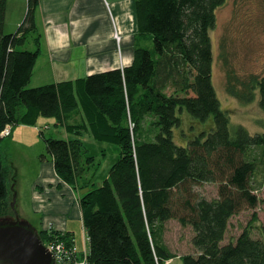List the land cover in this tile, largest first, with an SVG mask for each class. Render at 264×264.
Instances as JSON below:
<instances>
[{
	"label": "trees",
	"instance_id": "trees-1",
	"mask_svg": "<svg viewBox=\"0 0 264 264\" xmlns=\"http://www.w3.org/2000/svg\"><path fill=\"white\" fill-rule=\"evenodd\" d=\"M225 3L137 0L133 65L30 88L41 50L39 0H28L16 33L5 32L8 0H0V212L9 198L1 133L7 126L36 127L45 117L63 127L67 138L41 131L46 151L40 160L51 162L64 183L83 190L90 264L174 260L164 241L174 220L192 230L195 253L181 257L183 264H264V225L250 223L237 239L227 240L231 219L261 203L264 131L234 125L213 81L211 32ZM31 33L34 50L28 49ZM228 92L245 105L258 101L264 111V78L230 73ZM85 137L113 149L107 175H100L98 156ZM208 183L218 185L214 198L199 191ZM252 218L258 221V214ZM42 234L55 236L68 252L77 248L73 231Z\"/></svg>",
	"mask_w": 264,
	"mask_h": 264
},
{
	"label": "rangeland",
	"instance_id": "rangeland-1",
	"mask_svg": "<svg viewBox=\"0 0 264 264\" xmlns=\"http://www.w3.org/2000/svg\"><path fill=\"white\" fill-rule=\"evenodd\" d=\"M12 4L14 5L7 8L5 23L7 33H16L26 16V14L23 16V11L26 9L23 2ZM30 36L28 49L34 50L36 35L31 33ZM211 38L214 53L213 81L223 108L230 112L234 125H242L251 133L263 132L264 111L259 102L245 105L231 96L228 92V79L230 73L243 78L252 75L264 78V0H226V3L217 11V25L211 32ZM119 40L117 35V41ZM45 76L36 72L29 87L51 84L52 82L48 81L49 79ZM20 113L21 109L18 108L16 114L20 115ZM41 131H44L48 138H67L63 127L56 126L54 119L45 117L39 120L36 127L19 125L11 127L8 135H3L6 138L2 151L7 159L9 198L0 212V221L7 217V220H21L30 223L39 231L42 240L48 241L46 246L58 245L55 236L48 238L42 232L59 230L58 225L66 224L68 229L75 234L77 248L71 252L62 248L59 256L64 261L61 264H90L86 251V232L81 217L80 200L83 190L79 187L78 189L72 188L69 185L72 189L67 188V194L64 195L65 187L62 180L59 186L56 183L50 191L44 190L46 194L40 187H37L42 186L41 178L49 179L50 171L54 170L53 166L49 169L48 164L45 165L40 160V156L46 151ZM85 140L92 144L89 146L92 154L98 156L100 175H107L114 164L113 149L106 144L95 143L88 137H85ZM199 191L208 198H214L217 196L218 185L204 184ZM41 192L43 194L39 195ZM260 197L262 198L261 203L256 211H245L231 219L228 241L231 238L237 239L250 223L256 229L264 225V189L260 192ZM254 212L258 214V221L252 218ZM43 217L51 220L54 226L42 229ZM164 239L176 256L174 260L165 264H183L181 257L195 253L191 243L192 230L183 227L178 221L167 223ZM70 258H75V260H70Z\"/></svg>",
	"mask_w": 264,
	"mask_h": 264
},
{
	"label": "crops",
	"instance_id": "crops-1",
	"mask_svg": "<svg viewBox=\"0 0 264 264\" xmlns=\"http://www.w3.org/2000/svg\"><path fill=\"white\" fill-rule=\"evenodd\" d=\"M13 2L24 3L25 16L28 0H8V8ZM35 20L41 35V50L32 79L37 72L46 75L52 83H60L124 69L135 61L137 0H39ZM46 164L49 169L53 166L51 162ZM50 173V178H41L42 186H37L43 192L50 191L56 183L60 185L55 169ZM63 186L64 195L67 188L72 189L65 183ZM51 222L43 217L42 229L54 226ZM57 228L69 230L66 224Z\"/></svg>",
	"mask_w": 264,
	"mask_h": 264
},
{
	"label": "water",
	"instance_id": "water-1",
	"mask_svg": "<svg viewBox=\"0 0 264 264\" xmlns=\"http://www.w3.org/2000/svg\"><path fill=\"white\" fill-rule=\"evenodd\" d=\"M0 264H58L39 231L21 220L0 221Z\"/></svg>",
	"mask_w": 264,
	"mask_h": 264
},
{
	"label": "built area",
	"instance_id": "built-area-1",
	"mask_svg": "<svg viewBox=\"0 0 264 264\" xmlns=\"http://www.w3.org/2000/svg\"><path fill=\"white\" fill-rule=\"evenodd\" d=\"M10 129H11V126H7L5 128V130L1 133V136L8 135L10 133ZM47 247L56 256L57 261L59 262V260L61 259L60 256H59V254H60L59 252L61 251L62 247H60L59 245L58 246H56V245H54V246H47Z\"/></svg>",
	"mask_w": 264,
	"mask_h": 264
}]
</instances>
